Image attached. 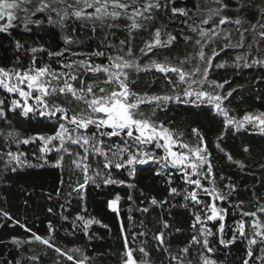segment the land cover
I'll use <instances>...</instances> for the list:
<instances>
[{
	"label": "snow or ice",
	"instance_id": "6c2138e0",
	"mask_svg": "<svg viewBox=\"0 0 264 264\" xmlns=\"http://www.w3.org/2000/svg\"><path fill=\"white\" fill-rule=\"evenodd\" d=\"M212 2L218 7L207 9L206 18L200 21V24L209 27L189 26L192 32L198 33L193 45L195 53L185 56L179 63H173L167 56L158 59L154 55L156 49H169L178 42L177 35L166 31L165 28L155 27L151 33L152 38L144 41V46L139 49V55L134 50L133 41L134 33L148 31L161 10L165 13L170 10L172 17H188L189 10L175 7V0H74L73 3H68V0H0V36L7 37L13 53L12 66H0V89L6 94L5 99H0V120L10 124L8 113L11 112L28 120H54L56 125L51 135L21 139L19 132H8L7 137L11 138L17 148L20 144L37 143L38 152L33 153L35 162L19 150L0 154V159L5 155L7 157L5 167L0 169V179L6 178L9 172L15 174L27 168H43L49 164L53 168L63 169L66 157H70L71 168L73 171L79 170L82 182L78 179L74 186L70 185L72 191L68 195L75 193L80 201H84L89 187L100 189L108 185L126 183L124 179L114 177V169L125 170L129 176L136 174L137 165H147L150 162L157 165L154 172L156 176L167 175L165 169H175L180 173L182 184L173 186V177L168 176V198L158 200L152 197L149 204L162 208L168 205L169 199L181 197L184 203L171 207L194 209L191 227L199 236L194 234L190 245H199L200 249L193 259H187L191 255L190 246L181 248L179 253L173 255L167 239L170 232L165 231L173 230L172 225L167 219H158L162 228L154 233L153 239L158 243L157 251L167 253L170 257L168 264L172 261L175 264H219L217 259L205 255V252L215 253L219 250L213 247L209 240V237L217 235L218 244L224 248H229L238 240L246 241V253L241 264H264V215H258L264 214V205L259 206L257 211L243 210V201L233 205L239 209L240 219L236 222L230 238H227L223 221L228 209L218 204L227 201L236 192L237 186L225 184L227 193L217 186L211 152L206 137L198 128L191 129L196 143L190 144L180 139L183 133L176 132L157 118V110L163 109L166 103L172 101L208 105L210 111L224 118V129L217 136L216 148L224 154L227 161L241 169L245 167L243 162L235 160L233 155L222 147L226 134L233 129L247 131L249 128L264 134V111L246 112L239 118L230 115L231 109L225 101L231 103L229 98L236 89L225 91V85L230 81L218 82L210 78L214 68L228 66L227 61L214 63L221 52L226 49L245 48V33L251 35L256 45L264 42V3L255 5V0H236L233 7L232 0ZM170 4L173 6L169 9ZM254 7L259 9V19L250 27H243L246 21L241 13ZM195 8L201 11L199 5H195ZM89 9L92 11H88ZM227 11H234L235 18L226 15ZM70 17L92 20L93 31L96 21L103 24L107 19L116 21L123 18L130 22L125 25L128 39L120 40V46L114 49L112 45L106 44L105 47L113 49L112 51L98 48L86 53L73 50L72 46L78 42L71 36H64V46L56 50L44 45H30L27 39L16 35L14 31L22 25L24 33H31L32 25L42 26L45 22L66 28ZM183 23L187 24V20ZM229 24H234L236 32L239 33L235 42L233 33L227 28ZM107 26L112 28L117 25L113 23ZM182 38L186 44L193 39L188 35H182ZM217 39L224 41L223 45L219 50L213 47L206 53L205 48ZM252 47L253 44H247V51L236 54L232 62L234 68L239 70L264 67V58H253L249 62ZM0 48H3L2 44ZM260 50L257 47V51ZM22 53L27 57V65ZM150 53L153 54L152 57H149ZM144 57L149 59L145 61ZM99 58H103V61L98 63L96 60ZM53 59L59 66L58 69L52 67ZM153 70L163 75L172 94L150 95L148 92L135 90L134 86L139 82L140 73ZM89 74L96 78L88 81L86 77ZM8 95L17 98H12L9 102ZM142 106H151V111H145ZM112 138H119L120 143L116 144ZM243 151L250 152V148L244 146ZM53 152L56 154L54 162L49 159V154ZM220 179L223 180L224 177L221 175ZM63 183L62 179L61 184ZM184 185L188 187L185 188ZM59 193L60 189H57V195ZM128 199H132L131 195ZM120 200L119 194L109 199L106 202L108 209L119 214ZM60 207L64 209L65 205ZM48 211L52 212L53 209L49 208ZM139 211L146 214L150 209L144 207ZM0 217L9 221L13 219L4 209H0ZM62 218L67 220L69 217L62 215ZM76 221L81 222L80 227L85 235H89L88 229L91 225L100 223L94 217H85L79 213L73 223ZM209 222H213L214 226L218 225L215 231L207 226ZM16 223L19 224V221ZM26 231L31 233L29 240L14 237L13 243L17 246L33 242L45 245L62 258L54 260L53 264H63L64 260L70 264H94L93 258L84 254L80 248L62 249L56 243L55 228L51 224L48 238L31 232V229ZM121 231H125L123 224ZM174 231L180 232L182 229L176 227ZM138 235L146 233L141 232ZM124 239L126 250L122 256V264H156L150 258L146 246H141L139 252L149 259L137 260L134 250L127 247V237ZM44 255H47V251ZM26 259L28 264H37L40 257L33 255ZM165 259L167 257L159 258V264H165ZM16 264L21 262L17 260Z\"/></svg>",
	"mask_w": 264,
	"mask_h": 264
},
{
	"label": "trees",
	"instance_id": "16d2710c",
	"mask_svg": "<svg viewBox=\"0 0 264 264\" xmlns=\"http://www.w3.org/2000/svg\"><path fill=\"white\" fill-rule=\"evenodd\" d=\"M74 0H68V3H73ZM236 0H232L234 7ZM264 3V0H255V5ZM195 5H199L201 11H197ZM173 5H169V9ZM175 7L185 8L189 10L188 17L171 16L170 10L165 13L163 10L157 13V19L148 31H137L134 33L135 40L133 47L137 55L139 49L144 46V41L150 40L151 33L155 27L165 28L166 31L177 35L178 42L169 49H156L154 55L158 59L169 57L173 63H179L189 54H194V40L198 38V33L190 30L189 26H197L207 28L209 25L200 24V21L207 16V9L218 7L212 0H175ZM88 11H92L89 9ZM226 15L235 18L234 11H227ZM23 15V13H21ZM54 18H55V14ZM241 15L245 18L243 27H250L259 19V9L254 7L242 12ZM36 17H33L35 19ZM187 20V24L183 21ZM116 24V27L109 28L108 24ZM130 23L125 19L112 21L107 19L103 24L96 21L95 31H93L92 20H77L70 17L67 21V27L44 23L42 26L32 25L31 33H24L22 25L14 30L16 35H21L28 40L30 45H44L53 49L59 50L63 45V37L71 36L78 43L73 45L74 51L91 52L96 49L112 51L120 46L119 42L123 39H128V32L125 25ZM225 26H221L223 28ZM227 28L233 33V42L239 38V33L236 32L234 24L227 25ZM243 30V29H241ZM53 34L55 38H53ZM182 35L191 36L193 39L189 43H185ZM247 40L244 49H226L221 52L220 56L214 63H222L227 61L228 66L225 68H214L210 73V78L218 82L224 80L230 81L225 85V91L235 88L236 91L230 97L231 103L225 101V104L231 109L230 115L237 118L242 117L246 112L264 111V67L241 68L237 70L232 66L236 54L247 51V44H253L251 55L248 57L249 62L253 58H264V42L256 45L251 35L245 33ZM166 39V37H165ZM258 39V38H257ZM224 41L217 39L208 47L205 52H210V49L222 46ZM0 66H12L11 47L8 44L6 36H0ZM106 44L113 46V49L105 47ZM257 47L261 50L258 52ZM7 49V52H5ZM25 65H27V57L21 54ZM153 54L150 53L149 57ZM149 57H144L147 61ZM72 59H77L72 57ZM103 58H99L96 62H102ZM52 67L58 69V65L54 59ZM89 74L86 79L91 81L95 79ZM102 78V77H101ZM138 92H148L151 94H172L170 88L166 85V81L161 73L154 70L149 73H140L139 82L134 86ZM179 91V90H178ZM6 94L0 89V99H5ZM12 98H17L12 95L7 96L10 102ZM62 99V98H61ZM145 111H151V106H142ZM157 118L164 121L167 126L184 135L180 139L190 144H195L196 140L192 135L191 129L198 128L206 137V142L211 152V159L214 162V171L216 173L217 186L227 193L225 184H235L237 186L234 192L227 201L219 203L218 206L228 209L225 220V236L230 238L232 230L236 226V222L240 219L239 209L233 207L239 201H243V210L257 211L258 207L264 205V134L258 130L249 128L247 131H236L233 129L228 132L223 141L222 147L230 152L235 160L242 161L245 167L241 169L239 166L227 161L224 154L216 148L217 136L224 129L222 123L223 117L217 116L214 111L209 110L208 105L177 103L175 101L166 103L163 109L157 110ZM6 123L0 120V154L19 150L27 154L29 159L35 162L33 153L38 152V144L31 143L28 145H17L12 142L11 138L7 137L10 131L20 133V138L28 136L36 137L38 135H51L55 130V121H48L43 118H33L31 120L24 119L19 115L8 113ZM116 144L120 143L119 138H112ZM248 146L250 152H244L243 147ZM55 152L49 154L50 161L55 160ZM6 155L0 159V169L5 167ZM100 159V158H97ZM157 165L149 163L147 165H137V172L134 176H129L125 170H113V175L117 179H124V185H108L100 189L89 187L87 196L84 201H80L75 193L69 196L72 191V186L79 179L82 182V176L79 170L73 171L71 168V158L66 157L65 166L63 169L53 168L49 164L43 168H27L18 173H7L6 178L0 179V209L6 210L13 218L11 221L0 217V264H16L19 260L21 264H28L27 257L37 255L40 257L37 264H53L56 259H62L52 249H47L45 245L33 242L17 246L13 243V238L27 241L31 237V233L26 229H31L44 238L50 235L49 224L55 228L56 243L62 249L77 247L83 250L84 254L93 258L94 264H122V256L125 252V236L127 237V247L134 250V256L137 260L141 258L149 259L142 256L139 252L141 246H146L150 252V258L159 264V258L167 257L165 264H168L170 257L167 253L157 251L158 243L153 239L154 233L158 232L162 225L158 219H167L172 225L173 230H165L168 235V243L171 253L177 254L180 249L185 246H190L191 255L187 259H193L197 255L199 245L191 244V237L199 233L191 227L193 223L192 208L171 207V205L183 204L181 197L169 199L168 205L164 207H153L149 204V200L155 197L158 200L168 198V184L166 180L168 176L173 177V186H179L182 181L179 179L180 173L175 169H165L167 175L156 176L154 174ZM224 179L221 180L220 176ZM63 179L64 183L61 184ZM134 185L128 187V185ZM187 188V185H184ZM57 189H60L57 195ZM116 194L121 196L119 202V214L112 212L107 207V201L113 198ZM131 195L132 199L128 197ZM208 199V197H203ZM68 201H71L69 204ZM65 205L62 209L60 205ZM149 207V213H142L139 209ZM53 211L49 212L48 209ZM87 211H84V209ZM77 213L85 217H94L100 223L93 224L89 227V235H85L80 227L79 221L74 224L73 221ZM62 215L68 216L67 220L62 218ZM258 215H264L258 213ZM131 217V219H129ZM248 220L249 218H245ZM19 221V224L16 223ZM143 221V224H141ZM121 224L124 225L125 231H121ZM24 225L25 227H21ZM107 225V227H104ZM216 230L218 225L209 222L207 225ZM179 227L180 232H175L174 229ZM199 227V226H198ZM146 233V235H138V233ZM218 235L209 237L213 247L219 250L215 253H207L214 259L219 261V264H241L242 258L246 253V241L238 240L229 248H224L218 244ZM47 251V255L44 252ZM63 264H70L66 260ZM171 264H175L174 261Z\"/></svg>",
	"mask_w": 264,
	"mask_h": 264
}]
</instances>
